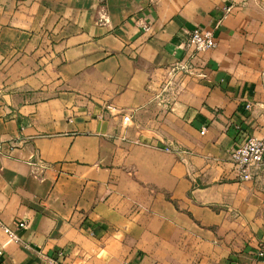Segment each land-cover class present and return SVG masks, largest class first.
Here are the masks:
<instances>
[{
    "label": "crops",
    "instance_id": "1",
    "mask_svg": "<svg viewBox=\"0 0 264 264\" xmlns=\"http://www.w3.org/2000/svg\"><path fill=\"white\" fill-rule=\"evenodd\" d=\"M236 2L0 0V218L33 247L0 229V264H264V166L229 159L264 139V0Z\"/></svg>",
    "mask_w": 264,
    "mask_h": 264
},
{
    "label": "built area",
    "instance_id": "2",
    "mask_svg": "<svg viewBox=\"0 0 264 264\" xmlns=\"http://www.w3.org/2000/svg\"><path fill=\"white\" fill-rule=\"evenodd\" d=\"M232 3L231 6L225 8L224 15L222 18L229 15L233 9V4L237 3L236 0H230ZM143 31L149 33L151 31L150 26H143ZM219 41L212 30L195 28L191 31L188 39V47L191 54L198 55L211 50H214L218 47ZM189 68L186 66L178 65L171 68V75L176 76L179 73L187 72ZM173 81H170L166 84L167 88H170L173 85ZM109 110L112 109L111 106L107 107ZM246 110H251V105L246 106ZM130 116L124 117V123L130 121ZM205 134V131L202 132ZM165 151L170 152L171 148H165ZM229 159L232 164L235 165L238 170L239 177L243 181L253 180L255 174L264 166V139L259 138L255 135L247 136L240 144L234 146L229 152ZM27 228L26 222L16 223V229L8 227L3 223L0 218V229L8 236L11 242L22 244L24 248L31 250L33 247L25 243L19 237L17 230ZM62 253L57 254V258L50 257L46 254H41L42 259L48 264H58V257H61ZM258 256L264 257V248L258 250Z\"/></svg>",
    "mask_w": 264,
    "mask_h": 264
}]
</instances>
